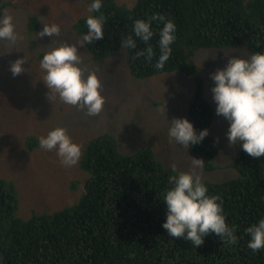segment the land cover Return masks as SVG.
<instances>
[{
	"label": "trees",
	"instance_id": "1",
	"mask_svg": "<svg viewBox=\"0 0 264 264\" xmlns=\"http://www.w3.org/2000/svg\"><path fill=\"white\" fill-rule=\"evenodd\" d=\"M6 5L0 0V15ZM101 13L104 39L85 44L96 60L116 53L137 19L161 14L176 23V40L163 69L155 68L160 20L153 21L155 35L150 41L156 57L151 62L145 56L134 59L147 45L132 33L137 47L127 48V64L130 74L139 79L176 70L193 77L195 91L188 113L197 133L215 117L214 106L204 96L197 51L245 44L249 56L264 52V0H138L130 11L115 0H103L100 12L91 15ZM86 17L74 25L81 36L87 32ZM38 26L39 19L31 18L29 29ZM38 145L36 136L27 138L28 148ZM219 147L209 135L192 146L207 159V169L216 168L212 160ZM230 166L237 176L203 182L209 195L221 197L226 221L235 228L238 240L227 244L209 234L196 249L190 241L170 237L162 227L163 194L171 187L173 168L157 159L152 147L127 154L113 134H101L89 141L83 153L82 167L89 172L85 192L61 209L21 217L16 185L0 178V248L5 264H264V249L253 252L246 232L264 218V156L255 158L242 149ZM72 188L77 185L72 183Z\"/></svg>",
	"mask_w": 264,
	"mask_h": 264
},
{
	"label": "rangeland",
	"instance_id": "2",
	"mask_svg": "<svg viewBox=\"0 0 264 264\" xmlns=\"http://www.w3.org/2000/svg\"><path fill=\"white\" fill-rule=\"evenodd\" d=\"M1 15H11L18 39L0 40V178L12 181L17 188L23 218L32 212H54L77 201L85 192L89 172L82 167L84 150L93 138L113 134L124 153L152 147L157 159L178 172L193 171V158L207 159L171 141L168 128L173 118H187L189 102L195 91L193 77L180 71L165 72L149 78L132 76L127 64V48L122 45L116 53L96 60L86 46L79 47L80 67L84 75L95 72L105 97L103 110L96 116L87 110L64 103L59 94L49 89L43 77L40 61L46 51L61 44H77L82 36L76 22L91 15L89 0H4ZM130 11L138 0H115ZM39 19L35 30L29 29L30 19ZM43 23H57L58 36H44L39 32ZM230 56L248 58L247 46L230 48H201L195 61L204 77V96L214 106L210 74L223 68ZM25 72L13 75L11 64L23 58ZM161 95V96H160ZM229 122L217 115L208 135L218 141L220 151L212 160L216 168L207 169L205 163L195 171L205 181H224L237 176L230 164L242 150L241 145H230L226 136ZM56 127L67 129L73 142L82 146L79 162L65 167L55 150H44L39 145L27 147V138L46 136ZM72 183L77 188H72Z\"/></svg>",
	"mask_w": 264,
	"mask_h": 264
},
{
	"label": "clouds",
	"instance_id": "3",
	"mask_svg": "<svg viewBox=\"0 0 264 264\" xmlns=\"http://www.w3.org/2000/svg\"><path fill=\"white\" fill-rule=\"evenodd\" d=\"M103 0H90L88 11L99 13ZM160 20L163 27L159 32V56L155 68L163 69L172 54V44L176 40V23L161 14L151 19L134 21L131 33L122 38V47L135 49L137 41L142 40L147 47L136 53V57L145 56L150 62L156 57V51L150 41L155 35L153 21ZM87 32L77 44H61L46 51L40 61L46 75V86L59 94L60 99L73 106L87 110V115L96 116L103 110L105 97L100 89L102 82L95 72L85 77L80 67L82 58L79 47L104 39V16L88 15ZM61 27L57 23H43L39 36H58ZM18 34L11 15H0V40L15 42ZM26 60L17 59L10 66L12 74L25 72L22 66ZM213 80L212 99L216 105V114L222 115L229 126L226 132L230 145L240 144L248 155L259 158L264 156V52H256L248 58L230 56L227 64L210 74ZM168 136L171 141L183 148H190L203 141L208 129L198 133L187 118L168 120ZM39 146L44 150H55L65 167L75 166L82 155V146L73 142L67 129L56 127L46 136L39 138ZM205 162L193 158V171L177 172L169 177V187L163 194L166 219L162 227L170 237L190 241L197 249L204 238L215 234L227 244L238 240L234 227L229 226L223 211V202L219 195H209L207 185L201 174L195 169L202 168ZM249 236L248 247L253 251L264 249V218L246 229Z\"/></svg>",
	"mask_w": 264,
	"mask_h": 264
},
{
	"label": "water",
	"instance_id": "4",
	"mask_svg": "<svg viewBox=\"0 0 264 264\" xmlns=\"http://www.w3.org/2000/svg\"><path fill=\"white\" fill-rule=\"evenodd\" d=\"M0 257L2 259V264H5L6 256H5V253L3 252V250L1 248H0Z\"/></svg>",
	"mask_w": 264,
	"mask_h": 264
},
{
	"label": "bare ground",
	"instance_id": "5",
	"mask_svg": "<svg viewBox=\"0 0 264 264\" xmlns=\"http://www.w3.org/2000/svg\"><path fill=\"white\" fill-rule=\"evenodd\" d=\"M161 96V95H160Z\"/></svg>",
	"mask_w": 264,
	"mask_h": 264
}]
</instances>
